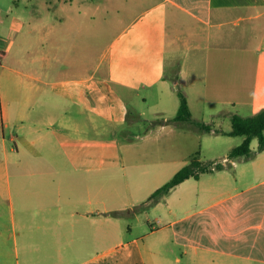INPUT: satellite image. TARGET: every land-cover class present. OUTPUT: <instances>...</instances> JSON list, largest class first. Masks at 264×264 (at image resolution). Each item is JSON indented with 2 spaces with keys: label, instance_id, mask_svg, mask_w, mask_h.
I'll list each match as a JSON object with an SVG mask.
<instances>
[{
  "label": "crops",
  "instance_id": "1",
  "mask_svg": "<svg viewBox=\"0 0 264 264\" xmlns=\"http://www.w3.org/2000/svg\"><path fill=\"white\" fill-rule=\"evenodd\" d=\"M70 6L66 16L75 40L70 66L83 75L76 84L88 86L101 101L110 98L109 88L120 97L142 87L168 93V65L175 64L180 75L196 69L201 56L206 60L204 43L220 37L218 30L231 14L264 19V0H70ZM2 15L0 264H111V252L126 243L112 235L104 205L112 141L87 138L84 106L76 113L57 109V93L46 95L49 82L24 66L25 34L31 27L17 16ZM80 40L87 41V59ZM100 45L96 59L93 53ZM88 111V119H104L102 112ZM260 184L264 179L243 189L229 182L206 188L197 212L169 222L175 225L197 213V240L143 239L134 246L139 264H264V204L256 213L245 204L248 196L242 197ZM20 227L48 233L42 239L47 243L39 244L41 255L31 254L33 243L27 240L28 255L22 259Z\"/></svg>",
  "mask_w": 264,
  "mask_h": 264
},
{
  "label": "rangeland",
  "instance_id": "2",
  "mask_svg": "<svg viewBox=\"0 0 264 264\" xmlns=\"http://www.w3.org/2000/svg\"><path fill=\"white\" fill-rule=\"evenodd\" d=\"M70 9V0H0L2 16H17L24 20L25 28L31 27L25 34L24 66L33 68L49 82L46 95L57 93V109L71 113L84 106L87 138L112 141L109 194L105 195L104 205L110 210L112 235L117 233L126 243L111 252V264H116V259L121 264H139L140 255L134 246L141 245L143 239L197 240V213L175 225L169 222L197 212L206 188L229 182L243 189L264 179V150L257 152L258 140L251 142L252 156L230 158V149L242 137L222 133L231 128L232 113L247 116L264 107V19L231 14V21L218 30L220 37L204 43L206 60L201 56L196 69L188 68L180 75L175 72V64L168 65V93L156 87H142L136 94L124 91L120 97L113 94L109 84L105 87L111 96L101 101L88 86L76 84V79L83 75L70 66L75 43L71 20L66 16ZM80 41V50L87 59V41ZM101 53L102 47L93 54L98 59ZM90 83L93 85L96 80ZM178 91L188 99L192 121L173 120L180 101ZM72 99L76 104L71 103ZM88 107L102 112L104 119H88ZM197 123L209 124L213 131H205ZM217 129L221 132L215 133ZM126 142L131 143L124 145ZM8 143L12 145L11 141ZM193 156L204 163L221 162L225 164L224 170L201 179L190 178L165 199L150 201V194ZM246 196L245 204L260 213L264 184L242 197ZM33 228L29 232L18 229L22 259L28 255L27 240L33 243V256L43 253L39 244L43 247L47 243L42 239L48 233Z\"/></svg>",
  "mask_w": 264,
  "mask_h": 264
},
{
  "label": "trees",
  "instance_id": "3",
  "mask_svg": "<svg viewBox=\"0 0 264 264\" xmlns=\"http://www.w3.org/2000/svg\"><path fill=\"white\" fill-rule=\"evenodd\" d=\"M5 51H0V66L5 57ZM180 98L179 106L173 120L175 121H192V112L189 107L188 99L184 92L178 91ZM231 128L222 133L231 136L242 137L241 142L232 147L229 151L228 157L233 158L237 156L250 157L253 155L251 149V142L255 138L258 140L257 152L264 150V107L252 115H241L232 113L230 116ZM201 128L207 132L213 130L212 126L206 123H197ZM215 132H221L218 129ZM225 167L221 162L204 163L197 156H193L182 167H180L166 182L157 187L149 196V200L156 202L168 194L172 188L186 180L187 178H198L202 173L213 172Z\"/></svg>",
  "mask_w": 264,
  "mask_h": 264
}]
</instances>
